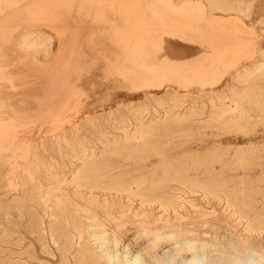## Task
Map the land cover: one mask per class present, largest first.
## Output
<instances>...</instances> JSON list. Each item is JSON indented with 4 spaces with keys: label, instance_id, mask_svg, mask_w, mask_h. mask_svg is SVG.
<instances>
[{
    "label": "rangeland",
    "instance_id": "rangeland-1",
    "mask_svg": "<svg viewBox=\"0 0 264 264\" xmlns=\"http://www.w3.org/2000/svg\"><path fill=\"white\" fill-rule=\"evenodd\" d=\"M8 1L0 2V130L6 124L10 136L14 137L11 141L16 146L24 140H29L27 142L28 145L30 143L29 158L34 156L40 166L49 164L50 158H54L57 164L62 165L67 153L71 155L74 152L89 150L100 154L103 152L100 144L103 136L123 134V131L116 129L121 125H128L137 114L148 117L154 110L162 113V107L169 104L170 97L178 96L184 110H190L194 106V109L204 108V117L203 115L201 118L196 117V124H193L188 133L181 132L178 128L171 129L172 134L158 139L159 143H166L167 146L160 144L157 152L154 150L150 154L134 155L119 151L117 154H110L105 161L106 165L112 168L110 174H114L131 188H136L134 182H138L142 174L156 172L158 178L165 166L171 164L173 167H188L198 164L203 158L208 163L201 166L198 172H189L191 178L197 181L196 184L201 186L213 183L214 180L217 186L239 192L242 201L247 196L245 199L251 201L250 204L254 208L252 209L257 208L258 213H264V108L236 107L232 104L234 94L242 92L246 87L237 79L246 76V72L252 69L253 71L260 69V65L264 70V0H223L231 5L233 12L211 11L210 5L206 4L207 0ZM12 1L14 4L16 2L15 6ZM219 33L224 36H236L250 44L243 50L244 53L234 48L231 50L232 53L228 51L226 55H221L215 45V36ZM25 35L30 37L24 42L22 37ZM191 61H202L211 67L202 70L201 74L192 75L188 72L191 73L190 76L186 75L188 73L185 74L187 71L181 73L175 67ZM255 67L258 69H254ZM234 77L237 79L234 80ZM51 78L56 81L52 82ZM258 78L252 77V80L254 79L252 86L261 89L264 94V75ZM10 81L14 83L10 84ZM68 89L78 91V94L72 91L71 94L69 91L67 94ZM255 92L257 91L254 89L251 95H255ZM62 102L66 106H63ZM30 108L36 113H31ZM216 108H219V114L218 111L212 110ZM22 117L28 119L23 120ZM213 117L222 122L213 123L211 121ZM236 117L239 119L236 120ZM226 121L230 124H226ZM199 122L201 123L198 124ZM128 131L134 133L132 127L128 128ZM164 134L159 133V136ZM63 143L74 145L75 150L72 151L70 145L66 146ZM12 157L10 151L0 153V240L6 242L0 243V250L5 255H10V252L16 253L12 257L18 264L78 263L79 241L75 243L78 238L76 235L74 246L64 257L60 251L61 246L54 244L50 238V225L54 220L46 216L42 204L35 200L38 197L35 193L37 188L46 183L44 177L38 176L37 180H30L28 173L10 170L13 166ZM185 157L187 158L184 159ZM182 159L183 161H180ZM241 159L245 160L244 163L240 161L236 163ZM17 162L23 165L24 156H20ZM9 183H17L18 186L12 189L8 187ZM169 186L172 188L170 195L179 201V206L177 205L175 210H172V207L164 209L157 203L141 205L139 197L133 198L131 202L124 197L118 201L114 200L113 213L116 216L129 213L122 220H110L106 212L94 209L96 210L93 212L94 215L97 214L101 221L103 219L102 223L105 225L103 229L110 240L105 249L107 255L103 254L92 237L95 228H89L92 227L93 220L88 218L92 217V214L77 211L76 214L82 218V222L85 221L83 223L90 234V246L94 250L98 247L95 251L102 256V264H116L118 258L125 264L126 259L133 261L138 256L141 264H156L152 259L154 254L159 260H167L174 254L173 243L166 238H158L155 233L145 232V229L154 228L165 219L175 225L180 223L184 229L193 232L191 236L195 239H202L210 244L219 242L225 251L230 252L235 246L250 244L249 248L264 255V228L261 229L262 232L248 231L249 220L240 219L234 214L235 209L225 194L219 197L215 195L216 199L214 195L204 196L199 187H194L197 190L194 188L191 190L180 182H170ZM235 186L238 188L231 189ZM65 189L75 209L86 206V202L72 191V186H65ZM165 191L168 192V189ZM22 192L26 193L23 198L26 199V208H29L23 211L21 208L18 210V205L12 201L15 197L21 198ZM37 220L43 221L44 233L37 232L35 224ZM238 241L242 243L238 244ZM235 242L238 245H235ZM108 256H112L114 261L109 262ZM188 258L187 254H176L172 264H182L181 261ZM64 260L68 262L65 263Z\"/></svg>",
    "mask_w": 264,
    "mask_h": 264
},
{
    "label": "bare ground",
    "instance_id": "bare-ground-1",
    "mask_svg": "<svg viewBox=\"0 0 264 264\" xmlns=\"http://www.w3.org/2000/svg\"><path fill=\"white\" fill-rule=\"evenodd\" d=\"M8 0H0V2H7ZM15 1V0H14ZM14 1H12L14 4ZM170 1V0H169ZM208 2L206 4L210 5L211 11L213 10H221L224 12L227 11H232V7L229 3L224 2L223 0H207ZM10 2V0L8 1ZM28 2V1H27ZM184 2H187L186 0ZM143 3V2H142ZM172 3V2H171ZM6 4V3H5ZM11 4V3H10ZM8 4L10 7L12 5ZM16 4V2H15ZM14 4V6H15ZM50 4V3H49ZM153 4V3H152ZM205 4V5H206ZM147 5V4H146ZM183 5V4H182ZM13 7V6H12ZM38 8V7H37ZM36 8V9H37ZM208 8V7H207ZM235 8V7H234ZM206 9V8H205ZM39 10V8H38ZM27 11V10H26ZM43 11V10H42ZM178 12H180V10H177ZM236 11V10H235ZM233 12V11H232ZM211 13V12H210ZM203 15V14H202ZM205 15V14H204ZM207 15V13H206ZM14 16V15H13ZM12 16V17H13ZM187 17V16H186ZM206 17V16H205ZM210 17V16H209ZM208 17V18H209ZM184 18V17H183ZM206 19V18H205ZM204 19V20H205ZM213 19V18H211ZM9 20V19H8ZM203 20V21H204ZM209 20V19H208ZM202 21V22H203ZM17 22V21H16ZM198 22V21H197ZM200 22V21H199ZM20 23V22H19ZM226 23V22H225ZM224 23V24H225ZM156 25V24H155ZM166 25V24H164ZM170 25V24H168ZM175 25V24H174ZM209 25V24H208ZM227 25V24H226ZM154 26V25H153ZM200 26V25H199ZM197 26V27H199ZM210 26V25H209ZM213 26V25H212ZM147 27V26H146ZM164 27V26H163ZM168 27V26H166ZM172 27V26H171ZM206 27V26H205ZM211 27V26H210ZM217 27V26H216ZM145 28V27H144ZM170 28V27H169ZM196 28V26H195ZM202 28V27H201ZM200 28V29H201ZM214 28V27H213ZM212 28V29H213ZM229 28V27H228ZM203 29V28H202ZM201 29V30H202ZM221 29V28H220ZM232 29V27H231ZM150 30V29H149ZM167 30V29H166ZM172 30V29H171ZM175 30V29H174ZM218 30V29H217ZM151 31V30H150ZM164 31V30H163ZM173 31V30H172ZM178 32V31H177ZM219 32V31H218ZM235 32V31H234ZM1 33V31H0ZM150 33V32H149ZM197 33V32H196ZM216 33V32H215ZM165 34V32H164ZM174 34V33H173ZM143 35V33H142ZM177 35V34H176ZM206 35V34H204ZM212 35V34H211ZM19 36V35H18ZM229 36V35H228ZM224 36L223 34H218L215 36V45L218 47L219 49V53L221 55H226L228 53V51L233 50L234 48L239 50V51H243L246 50V47L250 44L243 42L242 40H240L239 38H237L236 36ZM239 37V34L237 35ZM30 35H25L24 38L22 37L23 41H27L29 39ZM144 37V36H143ZM142 37V38H143ZM178 37V35H177ZM184 37V36H183ZM17 39V38H16ZM21 39V40H22ZM204 39V38H203ZM212 39V38H211ZM210 41V40H209ZM28 43V42H27ZM35 43V42H34ZM199 43V42H198ZM202 43V42H201ZM18 44V43H17ZM32 44V43H31ZM211 44V42H210ZM23 45H25L23 43ZM38 45V44H36ZM43 46V44H42ZM22 47V46H21ZM24 47V46H23ZM26 47H28V45H26ZM145 47V46H144ZM202 47V46H201ZM204 47V46H203ZM253 47V46H252ZM251 47V48H252ZM35 48V47H34ZM8 49V48H7ZM215 49H217L215 47ZM141 50V49H140ZM206 50V49H205ZM204 50V51H205ZM255 50V49H254ZM23 51V50H22ZM136 51V50H135ZM215 51V50H214ZM39 52V51H38ZM240 52V54H241ZM245 51H243L244 53ZM232 53V51H231ZM242 53V54H243ZM142 54V53H140ZM235 54V53H234ZM245 55V54H244ZM263 55V54H262ZM261 55V56H262ZM142 56V55H141ZM218 56V54H217ZM229 56V55H228ZM239 56V55H238ZM243 56V55H242ZM240 56V57H242ZM221 57V56H220ZM235 57V56H233ZM264 57V56H263ZM262 57V58H263ZM3 58V56H2ZM140 58V57H138ZM226 58V57H225ZM231 59V57H229ZM23 59V58H22ZM227 59V58H226ZM2 60V59H1ZM140 60V59H139ZM223 60V57H222ZM233 60V58H232ZM235 60V59H234ZM233 60V61H234ZM240 60V59H239ZM1 62V61H0ZM25 63V62H24ZM143 64V63H142ZM262 64V63H261ZM231 65V64H230ZM254 65V64H253ZM215 66V65H214ZM212 65V67H214ZM222 66V64H221ZM227 66V65H226ZM232 66V65H231ZM252 66V65H251ZM255 66V65H254ZM253 66V67H254ZM263 66V64H262ZM176 69L179 70V72L183 71V73L185 71V74L188 72H191L192 75L194 74H201L200 72H202V70L204 71V69L206 68H210L211 65L208 63H203L202 61H191V62H187L184 64H180L175 66ZM258 67V66H257ZM257 67H255L254 69H256ZM260 69L258 70H254L252 69V71L250 72H246V76L243 77H239L236 76L234 77L238 82L243 83L244 86L246 85L245 88H243V91L241 92H237L234 94V97L231 98L233 99V105L234 106H247L250 108H264V94L262 93V90L259 88H254V86H252V84H254V79L252 80V77L255 76V78L258 77H263L264 75V70L262 69L261 65L259 66ZM149 68V67H148ZM2 69V68H1ZM11 69V68H10ZM8 69V71L10 70ZM175 69V70H176ZM215 69V68H214ZM213 70V69H212ZM243 70V69H242ZM217 72V70H214ZM238 71V70H237ZM246 71V70H244ZM39 72V71H38ZM210 72V71H209ZM6 73V72H5ZM12 73V71H11ZM41 73V72H40ZM61 73V72H60ZM182 73V72H181ZM190 73V74H191ZM239 73V72H238ZM237 73V74H238ZM36 74V73H35ZM54 74V73H53ZM189 74V73H188ZM187 76H190V74ZM211 74V73H210ZM232 74V73H231ZM235 74V73H234ZM233 74V75H234ZM242 74V73H241ZM10 75V74H9ZM206 75V74H204ZM245 75V74H244ZM8 76V75H7ZM12 76V75H11ZM21 76V75H20ZM19 76V77H20ZM40 76V74H39ZM43 76V75H42ZM59 76V75H57ZM196 76V75H195ZM198 76V75H197ZM232 76V75H231ZM18 77V78H19ZM62 77V75H61ZM199 77V76H198ZM206 77V76H205ZM188 78V77H187ZM195 78V77H193ZM210 78V77H208ZM232 78V77H231ZM52 79V78H51ZM205 79V78H204ZM259 79V78H258ZM15 80V79H14ZM189 80L190 77H189ZM195 80V79H193ZM197 80V79H196ZM199 80V79H198ZM202 80V79H200ZM45 81V80H44ZM56 81V80H55ZM52 79V82H55ZM206 82V80H203ZM33 82V81H32ZM47 82V81H46ZM200 82V81H199ZM234 82V81H233ZM236 82V81H235ZM14 83V82H9ZM32 85V84H31ZM63 85V84H62ZM65 85V84H64ZM242 85V84H240ZM13 86V85H12ZM11 87V86H9ZM14 87V86H13ZM12 87V88H13ZM23 87V86H22ZM21 87V88H22ZM67 87V86H65ZM69 87V86H68ZM16 88V87H15ZM14 88V90H15ZM71 88V87H69ZM74 88V87H73ZM1 89V87H0ZM17 89V88H16ZM46 89V88H45ZM44 89V90H45ZM48 89V88H47ZM60 89V88H59ZM58 89V91H59ZM66 89V88H65ZM237 90V88H235ZM242 89V88H241ZM255 95H251V93L254 91ZM12 90V89H11ZM50 90V89H49ZM56 90V88H55ZM70 89L67 90V92ZM230 90V88H229ZM228 90V91H229ZM232 90V89H231ZM234 90V89H233ZM239 90V89H238ZM245 90V91H244ZM2 91V90H1ZM10 91V90H9ZM8 91V93H9ZM72 91V90H71ZM71 91L70 94H71ZM172 91V89H171ZM5 92H7L5 90ZM16 92V91H15ZM35 92V91H34ZM69 92L67 94H69ZM75 92L74 90L72 91V93ZM78 92V91H77ZM75 92V93H77ZM201 92V91H200ZM203 92V91H202ZM12 93V92H11ZM14 93V92H13ZM51 93V91H50ZM65 93V92H63ZM74 93L75 97L76 94ZM176 93V92H175ZM192 93V92H191ZM198 93V92H197ZM204 93V92H203ZM212 93V92H211ZM233 92H231L232 94ZM5 94V93H4ZM23 94V93H22ZM78 94V93H77ZM194 94V93H193ZM32 95V94H31ZM82 95V94H81ZM176 95V94H175ZM24 96V95H23ZM22 96V97H23ZM61 96V95H60ZM70 98V95H68ZM78 96V95H77ZM173 96V95H172ZM205 96V95H204ZM45 97V96H44ZM54 97V96H53ZM190 97V96H189ZM217 96H215L216 98ZM223 97V96H221ZM229 97V96H228ZM52 98V97H51ZM63 98V97H62ZM65 98L67 99V97L65 96ZM72 98V97H71ZM193 98V97H192ZM1 99V98H0ZM8 99V98H7ZM17 99V98H15ZM24 99V98H23ZM26 99V98H25ZM53 99V98H52ZM65 99V101H66ZM170 102L169 104H167V106L162 107V113L159 112L158 110H154L153 113H151L148 117H145L144 114H137L132 121H130L128 123V125H121L120 127H118L116 130L119 131H123V134L121 135H116V134H111L110 136H103L102 140L100 142L103 152L96 153L94 151L89 152L84 150L81 152H74V154H65V157L63 158V164H57L58 162L55 161L54 158H50L49 164L47 165H39L38 161L36 160V158L33 157L29 158L28 155L31 154V152H29V145L26 141H22L21 143H19L18 146H16L11 139H13L14 137L10 136L9 134V129L6 128V124H4V128H2L0 130V153L3 152H7L10 151L11 154L13 155L12 157V162H13V166L10 170H17L23 173H28V177L30 180H37L38 176H43L46 183H44L43 185H41L39 187V189L37 188V192H35L37 194V199L36 202L38 204H42V210L45 212L46 216L50 219H53L54 221H52L51 225H50V232H51V237L52 238V242H54V244H58L61 246L60 251L63 254V257L66 255V253L74 246V237H78L76 239V242H78V249H77V255L79 258V264H102L101 263V258L102 256H100L99 254H97V248L99 247L100 250L103 251V254L105 253V249L106 246L108 244V242H110L109 237L107 236L106 231L103 229V227H105V225H103L102 221L100 220V218L98 217V215H94V209H98L101 210L103 212H106V216L108 218H110V220L116 221V220H122L124 219L126 216H128L127 213L126 215H122V216H116L113 213L115 204H114V200H119V198H126L127 201H132L133 198L139 197L141 199V205H144L145 203H156L160 204L164 209H166L167 207H172V210H175L177 205L179 206V201L177 198H175L174 196L170 195V191L172 190V188L169 186L170 182H180L182 184L185 185L186 188H189L191 190H193L194 187H199L201 188V190L203 191L202 193H204L203 195H216L217 197H219L221 194H225L227 197V200L229 201L230 205L235 209L234 210V214L238 215L240 219H247L249 220L247 226H248V231H253L254 232H258V230L261 231V229L264 228V213H258L257 212V208H255V210H253L254 208L252 207V205L250 204V202H248V199L246 200L245 198L243 199V201L240 199V195L237 193V191H229L228 189H224L223 187H220V185H216L215 181L213 180V183H207L205 185H198V183L196 184L193 178H191V174H189V172L191 171H197L201 168V166H203L205 163H208V161L204 160L203 158L200 159V162L195 165L192 164V166H188V167H173V165L171 166H165L162 170V174L160 177L156 178V172L150 173V174H142L139 177V181L138 182H134V184L136 185V188H131L130 185L128 184H124V181H120V178H117L114 174H110L112 168L107 166L105 161L108 160V156L110 154H117L119 151H126L130 154H134V155H141V154H150L151 152H153L154 150L157 152L159 150V145L163 144L165 147L167 146L166 143H159L161 138H166L168 137L170 134L173 133V131L171 129H175L178 128L180 129L181 132L184 133H188L191 129V127H193V124L195 123V118L199 117L203 115L204 117V108L201 109H194V107H192L190 110H184V107L181 106L180 101L178 100V96H173L170 97ZM184 99V97H183ZM198 99L199 96H198ZM219 99V98H218ZM223 99V98H222ZM228 99V98H227ZM231 99V100H232ZM64 100V99H63ZM62 100V101H63ZM185 100V99H184ZM211 100V99H210ZM215 100V99H214ZM226 100V98H225ZM230 100V99H229ZM4 101V100H3ZM40 101V100H39ZM47 101V100H46ZM220 101V100H219ZM254 101V102H253ZM8 102V101H7ZM13 102V101H12ZM32 102V101H30ZM183 102V101H182ZM215 102V101H214ZM222 103L224 102L223 100L221 101ZM2 103V102H1ZM4 103V102H3ZM19 104V103H18ZM21 104V103H20ZM28 104V103H27ZM42 104V103H41ZM63 104V102L61 103ZM220 104V103H219ZM1 105V104H0ZM46 105V104H45ZM57 105V104H56ZM59 105V103H58ZM65 104H63L64 106ZM191 105V104H190ZM32 106V105H31ZM66 106V105H65ZM184 106V104H183ZM212 106L214 107V105L212 104ZM15 107V106H14ZM17 107V106H16ZM21 107V106H20ZM29 107V106H28ZM47 107V106H46ZM49 107V106H48ZM55 107V106H54ZM203 107V106H202ZM216 107V106H215ZM12 108V107H11ZM61 108V107H60ZM225 108V107H224ZM233 108V107H232ZM3 109V108H2ZM6 109V107L4 108ZM27 109V107H26ZM68 109V108H67ZM187 109V108H186ZM210 109V107H209ZM219 109V108H218ZM218 109H212L214 111H218ZM10 110V106L9 109ZM31 110V108H30ZM50 110V109H49ZM224 110V109H223ZM233 110V109H232ZM238 110V108H237ZM5 111V110H4ZM27 111V110H26ZM25 111V112H26ZM47 111V110H46ZM64 111V110H63ZM209 111V110H208ZM222 111V110H221ZM227 111V110H224ZM230 111V110H228ZM235 111V110H234ZM252 111V109H251ZM12 112V111H11ZM10 112V113H11ZM57 112V111H56ZM243 112V111H242ZM257 112V111H256ZM14 113V112H13ZM19 113V112H18ZM31 113H33V111L31 110ZM36 112H34L33 114H35ZM55 113V111H54ZM237 113V111H236ZM29 114V113H28ZM147 114V113H146ZM217 114H219V111L217 112ZM224 114V113H223ZM228 114V113H227ZM233 114V113H232ZM242 114V113H241ZM255 114V113H254ZM262 114V113H261ZM5 115V114H4ZM9 115V114H8ZM30 115V114H29ZM39 115V114H38ZM37 115V116H38ZM41 115V114H40ZM45 115V114H44ZM212 115V114H211ZM245 115V114H244ZM256 115V114H255ZM14 116V114H13ZM18 116V115H17ZM43 116V115H42ZM53 116V115H52ZM213 116V115H212ZM211 116V117H212ZM214 116L216 117V113L214 114ZM218 116V115H217ZM221 116V114H220ZM228 116V115H226ZM246 116V115H245ZM6 117V116H5ZM31 117V116H30ZM29 117V118H30ZM40 117V116H39ZM207 117V116H206ZM209 117V115H208ZM15 118V117H13ZM34 118V116H33ZM36 118V115H35ZM220 118V117H219ZM238 117H236L237 120ZM16 119V118H15ZM22 119H28V118H23ZM21 119V120H22ZM198 119V118H197ZM239 119V118H238ZM250 119V118H249ZM2 120V119H1ZM35 120V119H34ZM39 120V119H38ZM57 120V119H56ZM204 122H206L204 119H202ZM210 120V119H209ZM229 120V119H228ZM3 121V120H2ZM201 121V120H200ZM208 121V120H207ZM213 123H220L222 121H220V119L218 118H214L213 120H211ZM211 121H208L209 123ZM235 122V120H233ZM242 121V120H241ZM9 122V121H8ZM202 122V121H201ZM201 122H199L198 124H200ZM227 122V121H226ZM232 122V121H231ZM239 123V122H238ZM1 124V123H0ZM19 124V123H18ZM21 124V123H20ZM203 124V123H202ZM228 124V122L226 123ZM230 124V123H229ZM228 124V125H229ZM257 124V123H256ZM237 125V124H236ZM8 126V125H7ZM198 126V125H197ZM205 126V125H204ZM211 126V125H210ZM216 126V125H215ZM226 127V125H224ZM132 127L134 130V133H131L128 131V128ZM199 127V126H198ZM244 127V126H242ZM246 128V127H245ZM207 129V128H206ZM214 129V128H213ZM212 129V130H213ZM231 129V128H230ZM75 130V129H73ZM228 130V129H227ZM235 130V129H234ZM229 131V130H228ZM204 132V130H203ZM159 133H165L164 135L159 136ZM197 136V135H196ZM177 138V137H176ZM28 139V138H27ZM159 139V140H158ZM23 140V139H22ZM66 146L70 145L69 143H63ZM71 146V147H70ZM69 147L72 149V151L75 150V146L74 145H70ZM80 149V148H79ZM93 147L90 148V150H92ZM257 150V148H255ZM242 151V150H241ZM227 152V151H226ZM225 152V153H226ZM233 152V151H232ZM234 152L237 153V151L234 150ZM251 152V151H249ZM248 152V154H250ZM257 152V151H256ZM155 154H159V153H155ZM192 154V153H191ZM197 154V152H196ZM223 154V153H222ZM205 155V154H203ZM215 155V154H214ZM213 155V156H214ZM236 155V154H235ZM259 155V154H258ZM23 157L25 158V163H22L23 165L19 164L17 162L19 157ZM195 156V155H194ZM219 156V155H217ZM207 157V155L205 156ZM222 157V156H221ZM220 157V158H221ZM228 157V156H227ZM226 157V158H227ZM243 157V156H242ZM179 158V157H178ZM187 157H185L184 159H186ZM219 158V159H220ZM249 158V157H248ZM247 158V159H248ZM21 159V158H20ZM180 159V158H179ZM197 159V158H195ZM194 159V160H195ZM238 159V158H237ZM250 159V158H249ZM190 160V158H189ZM188 160V161H189ZM209 160V159H207ZM179 161V160H178ZM176 161V162H178ZM180 161H183L180 160ZM192 161V159H191ZM243 162L245 160L241 159L238 160L236 163L238 162ZM7 162V161H6ZM11 162V163H12ZM173 162V161H172ZM194 162V161H193ZM211 162V161H210ZM213 162V161H212ZM217 162V161H216ZM215 162V163H216ZM235 162V161H234ZM67 163V165H66ZM175 163V162H174ZM180 163V162H179ZM187 163V162H186ZM231 163V162H230ZM246 163V162H245ZM218 164V163H217ZM180 165V164H179ZM184 165V163H183ZM186 165V164H185ZM208 165V164H206ZM214 165V164H213ZM225 165V164H224ZM223 165V166H224ZM234 165V163H233ZM232 165V167H233ZM247 164H245L246 166ZM11 166V165H10ZM210 166V165H209ZM253 166V165H252ZM258 166V165H257ZM241 167V166H239ZM249 167V166H248ZM227 168V167H226ZM214 169V168H213ZM239 169V168H238ZM211 170V169H210ZM223 170V169H222ZM16 172V171H15ZM196 172V173H197ZM215 172V171H214ZM218 172V171H217ZM237 172V171H235ZM204 173V172H203ZM216 173V172H215ZM202 174V173H201ZM205 174V173H204ZM203 174V175H204ZM221 174V173H219ZM16 175V174H15ZM212 175V174H211ZM225 175V173H224ZM206 176V175H205ZM217 176V175H216ZM240 176V175H239ZM18 177V176H17ZM15 176V178H17ZM199 177V176H198ZM197 177V178H198ZM230 179V178H229ZM238 179V176H237ZM242 179V178H241ZM41 180V179H40ZM212 180V178H211ZM42 181V180H41ZM205 181V180H203ZM229 181V180H228ZM242 181V180H241ZM36 182V181H35ZM232 182V181H229ZM37 183V182H36ZM203 183V182H202ZM224 184V182H222ZM242 183V182H241ZM38 184V183H37ZM200 184V183H199ZM219 184V183H218ZM226 184V183H225ZM72 186L73 187V192L76 193L81 200L86 202V206H81V208L75 209L72 206V201L69 199V195H68V191H66L65 186ZM18 186L17 183H9L8 187H11L13 189L16 188ZM32 186V185H31ZM217 186V187H215ZM241 186V185H240ZM182 187V186H181ZM226 187V186H225ZM235 187H231L232 188H236ZM168 189V192L165 191V189ZM238 188V187H237ZM11 189V190H12ZM196 189V188H194ZM230 189V188H229ZM230 189V190H231ZM244 189V188H243ZM186 190V189H185ZM197 190V189H196ZM257 190V189H256ZM16 190L14 189V192ZM23 191V190H22ZM188 191V190H187ZM200 191V189H199ZM245 191V189H244ZM248 191V190H247ZM263 191V190H262ZM20 192V191H19ZM25 192V189H24ZM22 192L23 196L21 198L19 197H15L14 203L16 205H18V210L19 208H21V210H26L29 208H26L27 206H25V200L23 197L25 196L26 193ZM170 192V193H169ZM184 192V191H182ZM242 192V191H241ZM249 192V191H248ZM17 193V192H16ZM177 193V192H175ZM179 193V192H178ZM21 194V192H20ZM181 194V193H180ZM193 194V193H192ZM245 194V193H244ZM262 194V193H260ZM6 195V194H5ZM30 195V194H29ZM182 195V194H181ZM195 195V193H194ZM202 195V196H203ZM224 195V196H225ZM243 195V194H241ZM249 195V193H248ZM184 196V194H183ZM203 196V197H204ZM215 196V198H216ZM177 197H179L177 195ZM185 197V196H184ZM213 197V196H212ZM14 198V197H13ZM117 198V199H115ZM243 198V197H242ZM217 199V198H216ZM226 199V198H225ZM252 199V198H251ZM31 200V199H30ZM33 200V199H32ZM33 200V201H35ZM181 200V199H180ZM219 200V199H218ZM222 200V199H221ZM250 200V199H249ZM253 200V199H252ZM263 200V199H262ZM29 201V200H28ZM254 201V200H253ZM129 202V203H130ZM181 202V201H180ZM13 203V202H12ZM182 203H184L182 201ZM114 204V205H113ZM131 204V203H130ZM120 205V204H119ZM228 205V203H227ZM146 207L148 205H145ZM150 206V205H149ZM16 207V208H17ZM142 207V206H141ZM145 207V209H146ZM230 207V206H229ZM15 208V209H16ZM31 208V207H30ZM125 208V207H124ZM149 208V207H147ZM183 208V207H182ZM253 208V209H252ZM178 209V208H177ZM228 209V208H227ZM128 210V209H126ZM162 210V209H160ZM168 210V209H167ZM230 210V209H229ZM77 211H83L86 213H91L92 217L88 216L89 219L93 220L92 222V227L90 226L89 228H95V232L92 233V237L95 238V244L97 243L98 247L95 248V250L92 248V246H90L89 244V232L86 230V226L84 225L83 222L85 221H81V217L79 215H77ZM148 211V210H147ZM232 211V210H231ZM19 212V211H18ZM17 212V213H18ZM125 212V210H124ZM126 213V212H125ZM124 213V214H125ZM176 213V212H174ZM21 214V213H20ZM79 214V213H78ZM149 214V213H148ZM87 215V214H86ZM94 215V216H93ZM174 215V214H173ZM138 216V215H137ZM142 216V215H141ZM145 216V215H144ZM151 216V215H150ZM134 217V215H133ZM143 217V216H142ZM147 217V216H146ZM161 217V215H160ZM169 217V216H168ZM176 217V216H175ZM179 217V216H178ZM232 217V216H231ZM144 218V217H143ZM166 218V217H165ZM160 219V218H159ZM174 219V218H173ZM35 220V219H34ZM88 220V219H87ZM126 220V219H125ZM156 220V219H153ZM228 220V219H226ZM106 221V220H105ZM104 221V222H105ZM141 221V220H140ZM150 221V220H149ZM175 221V220H174ZM172 221V222H174ZM182 221V220H181ZM243 221V220H241ZM245 221V220H244ZM89 222V221H88ZM123 222V221H122ZM148 222V221H147ZM153 222V221H152ZM155 222V221H154ZM160 222V221H158ZM177 222V221H176ZM180 222V221H178ZM207 222V221H206ZM212 222V221H210ZM90 223V222H89ZM107 223V222H106ZM120 223V222H119ZM144 223V222H143ZM151 223V222H150ZM240 223V222H239ZM36 227H37V232L39 234H41V232H43V228L42 225L44 224L43 221H35ZM122 224V223H121ZM180 224V223H179ZM175 225L173 223L170 222V220L165 219L161 222L160 225L154 227V228H148L145 229V232L149 234L150 233H155V235L158 238H166L169 241H171L173 243V249H174V254L171 255V257H169L167 260L162 261L159 260V258H157V255L154 254L152 256L153 262H155L156 264H172L174 262V256L176 254H187L189 255L188 259H183L181 262L182 264H245V260L247 258L248 255L250 254H258L260 256H264L263 254H259L258 252H256L255 250L251 249V247L249 248V245H239L238 247L235 245H238L239 243L241 244V242L238 241V244L234 243L235 247L232 248L230 250V252L225 251V248L220 247V245L216 242V244H210L207 243L205 241L198 240L193 238V232L188 230V229H184L181 225ZM183 224V223H182ZM123 225V224H122ZM143 225V224H142ZM141 225V226H142ZM145 225V224H144ZM148 224L146 223V226ZM185 225V224H184ZM186 226V225H185ZM187 227V226H186ZM212 227V226H211ZM49 228V227H48ZM88 227L87 229L90 230ZM108 229V228H107ZM109 230V229H108ZM170 231V232H168ZM108 232V231H107ZM262 232V231H261ZM44 233V232H43ZM144 234V231L142 232ZM252 233V234H253ZM50 234V233H49ZM116 234V233H115ZM217 234V233H214ZM213 234V235H214ZM264 234V233H263ZM76 235V236H75ZM42 236V235H41ZM197 236V235H196ZM216 236V235H215ZM247 236V235H246ZM2 237V236H1ZM198 237V236H197ZM111 238V237H110ZM211 238V237H210ZM215 238V237H214ZM241 238V237H240ZM115 239V237H114ZM117 239V238H116ZM217 239V238H216ZM94 240V239H93ZM207 240V239H206ZM210 240V239H208ZM215 240V239H213ZM168 241V242H169ZM216 241V240H215ZM221 241V240H219ZM226 241V240H225ZM224 241V242H225ZM232 241V240H231ZM236 241V240H234ZM118 242V241H117ZM0 243L2 244H6V242L0 240ZM112 243V242H111ZM222 243V242H221ZM247 243V242H246ZM117 244V243H115ZM152 244V243H151ZM170 244V242H169ZM225 244H227L225 242ZM230 244V243H229ZM233 244V243H232ZM231 244V245H232ZM228 245V244H227ZM118 246V245H117ZM168 246V245H167ZM166 246V247H167ZM230 246V245H229ZM94 247V246H93ZM226 247V246H225ZM154 248V247H153ZM156 248H158L156 246ZM155 248V249H156ZM163 248V247H162ZM98 249V250H99ZM76 250V249H75ZM108 250V249H107ZM159 250V248H158ZM169 250V249H168ZM147 251V250H146ZM145 251V252H146ZM262 251V250H260ZM107 252V251H106ZM119 252V251H118ZM152 252V251H151ZM117 253V251H116ZM121 253V252H120ZM261 253V252H260ZM16 253L14 252H10V255H5L3 251L0 250V264H18L16 261H14L13 257ZM106 254V253H105ZM127 254V252H126ZM153 254V253H152ZM75 255V254H74ZM107 255V254H106ZM112 255V253H111ZM128 255V254H127ZM73 256V255H72ZM122 256V255H121ZM130 256V255H129ZM150 256V255H149ZM120 257V256H119ZM131 257V256H130ZM151 257V256H150ZM159 257V256H158ZM178 257V256H176ZM75 258V257H74ZM122 258V257H121ZM125 258V257H124ZM164 258V256L162 257ZM103 259V258H102ZM108 261L109 262H113L114 259L112 256H108ZM134 259V257H133ZM131 260V259H130ZM128 259L125 260V264H141L139 256L136 257L133 261H130ZM149 260V259H148ZM106 261V260H105ZM107 261V262H108ZM152 261V260H151ZM19 262V260H18ZM65 262V260L63 261ZM68 260H66L65 263H67ZM76 263V264H78ZM68 264V263H67ZM109 264V263H108ZM115 264V263H114ZM116 264H122V261L118 258L116 260Z\"/></svg>",
    "mask_w": 264,
    "mask_h": 264
},
{
    "label": "clouds",
    "instance_id": "clouds-1",
    "mask_svg": "<svg viewBox=\"0 0 264 264\" xmlns=\"http://www.w3.org/2000/svg\"><path fill=\"white\" fill-rule=\"evenodd\" d=\"M245 264H264V256L258 254H250L245 260Z\"/></svg>",
    "mask_w": 264,
    "mask_h": 264
}]
</instances>
